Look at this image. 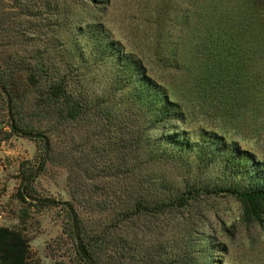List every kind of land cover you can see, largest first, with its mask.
<instances>
[{"label":"trees","instance_id":"trees-1","mask_svg":"<svg viewBox=\"0 0 264 264\" xmlns=\"http://www.w3.org/2000/svg\"><path fill=\"white\" fill-rule=\"evenodd\" d=\"M13 1L22 47L11 62L0 44V115L38 149V162L21 169V198L33 197L47 163L68 169L64 231L77 264H228L219 257L225 244L189 215L200 198L231 196L246 221H261L264 162L219 131L181 126L183 103L107 26L111 0ZM251 34L250 57L264 54ZM208 36L222 76L245 56L243 36ZM29 252L22 231L0 225L1 264H34Z\"/></svg>","mask_w":264,"mask_h":264},{"label":"rangeland","instance_id":"rangeland-1","mask_svg":"<svg viewBox=\"0 0 264 264\" xmlns=\"http://www.w3.org/2000/svg\"><path fill=\"white\" fill-rule=\"evenodd\" d=\"M210 1L111 0L104 19L113 34L144 58L150 73L183 103L182 127L219 131L264 162V54L252 52L250 57L244 41L252 33L264 45V0ZM15 5L13 0H0V44L4 58L11 62L14 51L22 47L17 35L22 18ZM207 7L211 27L205 25ZM246 11L252 13L250 19L244 16ZM215 31L228 39L233 32L243 36L239 48L245 56L237 55L222 76L217 72L218 46L208 36ZM209 68L215 76L209 77ZM220 79L224 84H216ZM0 124V225L22 231L34 264H77L73 240L64 231L67 201H72L68 169L47 163L34 181L33 197L22 199L21 169L38 162V149L33 140L11 134L2 115ZM79 209L87 214L86 208ZM170 218L173 215L163 217V222ZM189 218L199 224L200 231L225 244L219 256L222 262L264 264V213L261 221H246L234 197H203Z\"/></svg>","mask_w":264,"mask_h":264},{"label":"water","instance_id":"water-1","mask_svg":"<svg viewBox=\"0 0 264 264\" xmlns=\"http://www.w3.org/2000/svg\"><path fill=\"white\" fill-rule=\"evenodd\" d=\"M0 125H2V124H0Z\"/></svg>","mask_w":264,"mask_h":264}]
</instances>
